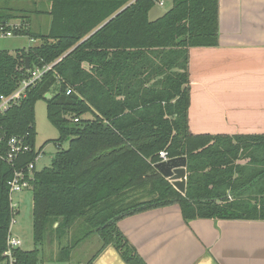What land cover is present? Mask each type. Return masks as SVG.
Wrapping results in <instances>:
<instances>
[{"label":"trees","instance_id":"obj_1","mask_svg":"<svg viewBox=\"0 0 264 264\" xmlns=\"http://www.w3.org/2000/svg\"><path fill=\"white\" fill-rule=\"evenodd\" d=\"M10 1L21 0H0V22L29 23L23 10L4 7ZM22 1L43 3L50 24L46 33L21 31L37 46L0 51V96L30 76L26 58L30 71L51 68L0 122L8 136L27 138L32 150L20 161L27 165L42 150L35 152V105L44 100L58 151L50 166L33 171L34 248L17 249L15 264H40L48 231L59 240L61 262L96 235V254L110 245L125 264H145L117 222L171 205L185 223L264 221V134L193 135L188 128V54L218 45V0H170L153 21L148 14L160 0ZM161 151L186 159L183 194L154 168ZM12 171L0 162V263L12 216Z\"/></svg>","mask_w":264,"mask_h":264},{"label":"crops","instance_id":"obj_2","mask_svg":"<svg viewBox=\"0 0 264 264\" xmlns=\"http://www.w3.org/2000/svg\"><path fill=\"white\" fill-rule=\"evenodd\" d=\"M217 36L216 47L189 50V131L264 134V0H218ZM117 228L145 264H264V221L185 223L171 205L125 217ZM44 243L50 259L61 261L55 234L48 231ZM99 247L92 235L65 264H87L93 255L90 264H125L112 246L96 254Z\"/></svg>","mask_w":264,"mask_h":264},{"label":"rangeland","instance_id":"obj_3","mask_svg":"<svg viewBox=\"0 0 264 264\" xmlns=\"http://www.w3.org/2000/svg\"><path fill=\"white\" fill-rule=\"evenodd\" d=\"M164 5L160 7L158 3L154 5L151 11L148 14V18L150 21L155 20L156 18L162 16L167 10L171 7L170 0H164ZM5 8H9L10 10H23V13H27L30 15V23L32 26V31L37 33H46L50 24V17L45 14L44 4L43 3H33L28 1H10L4 5ZM47 8V7H46ZM43 10L42 15L35 14L37 10ZM10 12V11H9ZM45 16H44V15ZM15 21V20H11ZM37 41H31L28 36H13L6 39H0V51H7L12 54L16 50L27 49L30 46H34ZM35 149L40 151V158L36 162V170L40 171L41 169L50 166L52 159L56 152L58 151V147L53 140L58 138L57 130L49 123L46 117V103L44 100H40L35 105ZM67 147V143H63L62 149ZM31 192L26 191L20 194L14 195V201L18 203L19 213L15 217V224L13 226L14 232L18 235L21 240L22 250L31 251L34 248V243L32 240V232H31V220H30V208H31ZM73 233V232H72ZM64 237L65 243L67 240ZM78 236H75L73 240H77ZM85 241V240H84ZM84 241H81L84 242ZM61 242L62 244H65ZM80 243V245H81ZM76 246V249L79 246ZM60 246V243H59ZM20 247V248H21ZM61 249V248H60ZM51 255V254H50ZM51 256H49L48 251H46V244L44 243L42 246V251L39 254L40 262L43 259V264H63L58 260H51ZM67 263V262H66ZM0 264H6L5 261ZM65 264V262H64Z\"/></svg>","mask_w":264,"mask_h":264},{"label":"built area","instance_id":"obj_4","mask_svg":"<svg viewBox=\"0 0 264 264\" xmlns=\"http://www.w3.org/2000/svg\"><path fill=\"white\" fill-rule=\"evenodd\" d=\"M163 1H158L160 7L163 6ZM29 26L22 21H6L0 22V39H6L13 36H22L21 31L27 29ZM34 41L33 39H30ZM51 68L45 66L43 68L35 67L28 72L30 76L24 78L17 89L7 96H0V120L5 112L16 105L25 95L28 87L34 85L41 77ZM68 91L66 94L68 95ZM31 147L28 144L26 137L8 136L2 128L0 122V162L8 165L13 171L7 181L9 205L12 212L9 223L8 235L6 239V248L2 254L6 264H15L14 252L21 247V240L13 233V226L15 224V217L19 213L18 203L14 201V195L22 192L30 191L33 183V171L36 169V162L40 158L38 152L34 160L27 165L20 164L23 155L31 152ZM160 162L169 160L165 151L159 152Z\"/></svg>","mask_w":264,"mask_h":264},{"label":"water","instance_id":"obj_5","mask_svg":"<svg viewBox=\"0 0 264 264\" xmlns=\"http://www.w3.org/2000/svg\"><path fill=\"white\" fill-rule=\"evenodd\" d=\"M25 69L29 70L28 58L25 60ZM51 98L50 94H46L44 99L49 100ZM156 171L165 179L169 180L173 187L180 193L185 192L186 185V159L185 158H175L169 159L165 162H159L154 165Z\"/></svg>","mask_w":264,"mask_h":264}]
</instances>
